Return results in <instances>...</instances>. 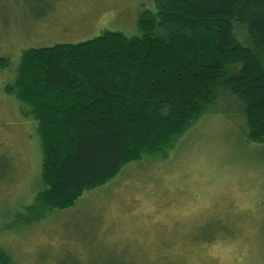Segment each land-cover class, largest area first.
Listing matches in <instances>:
<instances>
[{"label":"rangeland","instance_id":"1","mask_svg":"<svg viewBox=\"0 0 264 264\" xmlns=\"http://www.w3.org/2000/svg\"><path fill=\"white\" fill-rule=\"evenodd\" d=\"M154 0H0V250L13 264H264V143L223 95L155 157L24 224L43 188L37 124L5 92L22 51L137 33Z\"/></svg>","mask_w":264,"mask_h":264},{"label":"trees","instance_id":"2","mask_svg":"<svg viewBox=\"0 0 264 264\" xmlns=\"http://www.w3.org/2000/svg\"><path fill=\"white\" fill-rule=\"evenodd\" d=\"M136 27L22 51L4 89L37 124L43 184L24 224L158 156L224 94L264 143V0H154Z\"/></svg>","mask_w":264,"mask_h":264}]
</instances>
